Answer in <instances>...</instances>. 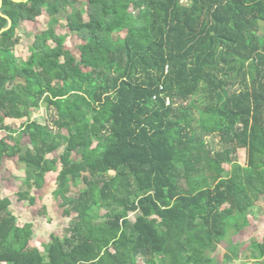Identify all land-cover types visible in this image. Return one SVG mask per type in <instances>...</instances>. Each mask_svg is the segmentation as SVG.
Returning <instances> with one entry per match:
<instances>
[{"label":"trees","instance_id":"1","mask_svg":"<svg viewBox=\"0 0 264 264\" xmlns=\"http://www.w3.org/2000/svg\"><path fill=\"white\" fill-rule=\"evenodd\" d=\"M48 3L3 0L0 166L25 165L31 211L56 173L71 224L42 252L0 190V264H212L228 220L250 226L264 198V0H54L79 5L65 19L78 53L39 25ZM21 21L41 28L26 60ZM42 102L58 132L30 119Z\"/></svg>","mask_w":264,"mask_h":264},{"label":"rangeland","instance_id":"2","mask_svg":"<svg viewBox=\"0 0 264 264\" xmlns=\"http://www.w3.org/2000/svg\"><path fill=\"white\" fill-rule=\"evenodd\" d=\"M85 2L86 0H82V3ZM76 8H79V5H60L58 14L54 13L52 8V10L48 11V13L39 20V25L41 23L43 27H48L55 23L58 28V34L64 38L68 35L67 45H70L71 49L75 51V53H78L75 35L70 34L65 25V19ZM52 16L55 17L53 20ZM40 29L39 26L34 25L35 32L40 31ZM35 32H33L32 36H30L29 32V37L25 39L23 44L19 47V49H22L19 52L20 58L25 59L30 53L29 46L34 40ZM54 116L55 110H48L47 104L42 102L39 108L30 116V119L40 124H48L52 131L58 132L55 126ZM17 137L18 134L14 136V139H17ZM206 141L208 142V148L213 153L222 151L225 148L224 144L217 136L207 137ZM62 152L63 148L58 151V155ZM237 159L240 164L245 165L246 151L244 149L239 150ZM17 165H19L20 169L16 167L17 171L14 180H20L16 183L13 182L16 187L9 189H6L8 184L3 183V194L16 192L19 188L23 189V184L21 185V183H23L25 178V173L23 171L25 165L20 162H18ZM225 167L228 170L231 169L230 165H225ZM2 176L4 177V174ZM56 176V173H50L48 181L43 189L38 190L34 188L33 194L42 196V201H38V208L36 210L30 212L27 207H24L17 212L19 224L32 223L34 225L33 244L40 248L42 252H46V244L51 241L53 236L64 237L67 234L68 226L71 224V220L64 215V208L61 205L62 201L54 195V191L57 187ZM83 188L84 185L79 184L77 189ZM43 204L47 206L45 210L41 208ZM105 213L106 211H102V214ZM137 216L138 213H132L130 219L135 221ZM248 216L250 221V226L248 227H245L246 217L244 216H234L228 220L226 235L223 242L219 244L216 252L213 253L212 258L214 262L212 264H264V257L260 256V249L256 246L257 244L264 243V198L257 203L256 207L250 211ZM236 226H242V230L237 229ZM138 258L140 264H146L144 255H139Z\"/></svg>","mask_w":264,"mask_h":264},{"label":"crops","instance_id":"3","mask_svg":"<svg viewBox=\"0 0 264 264\" xmlns=\"http://www.w3.org/2000/svg\"><path fill=\"white\" fill-rule=\"evenodd\" d=\"M13 1H15L17 3H21L23 1L25 2V0H20L21 2H18L19 0H13ZM0 3L3 5V0H0ZM53 3H54V0H49L48 7L46 8L44 15H42V17H40V20H41V18H43L48 13V11L52 10L50 5H52ZM1 12H2V8H1ZM2 14H3V12H2ZM3 16L8 19L9 24H8V27L5 29L9 30L12 27V20L4 14H3ZM54 18L55 17L52 16V20ZM40 31H41V29H40ZM29 32H30V36H32L33 32H35L34 31V23L30 22V21H21L19 24L18 33L22 38V44L25 41V39H27L29 37V35H28ZM21 45H19L14 52V54L17 57H19V52H20V50H22V49H19V47ZM22 60H24V59H22ZM25 60H26V58H25ZM7 134H8L7 131L0 132V139L2 137H5ZM15 135L16 134H14V136ZM16 163L18 164V161H16V160H5V162L2 164V166H0V190H1L2 198H10L12 200L13 204H12L11 209L14 212V215H16V217H18L17 212H19V210L21 208L27 207L28 210L31 212V210L29 208L30 205H29L28 200L22 199L21 194H20L23 190H25L24 186H23V189L19 188V189H17L16 192H12V193L10 192V193L3 194V190H2L4 188L2 186L3 183L8 184L6 189H9L12 187H16V185L13 182L16 183L17 181L20 180V179H16L17 181L14 180V176L16 175V171H17L16 167L19 168V165H17ZM24 170H25V167H24ZM24 173H25V171H24ZM3 174H4V177L2 176ZM24 182H25V178H24L23 183H21V185L24 184ZM33 191H34V189L30 192L31 196H34ZM7 192H9V191H7ZM21 225H24V223Z\"/></svg>","mask_w":264,"mask_h":264},{"label":"water","instance_id":"4","mask_svg":"<svg viewBox=\"0 0 264 264\" xmlns=\"http://www.w3.org/2000/svg\"><path fill=\"white\" fill-rule=\"evenodd\" d=\"M27 1H29V0H25V2H27ZM18 2H21V1L19 0ZM1 8H2V4L0 3V15H3L1 12ZM5 31H7V29L2 30V33Z\"/></svg>","mask_w":264,"mask_h":264},{"label":"built area","instance_id":"5","mask_svg":"<svg viewBox=\"0 0 264 264\" xmlns=\"http://www.w3.org/2000/svg\"><path fill=\"white\" fill-rule=\"evenodd\" d=\"M166 104L170 105V99H166Z\"/></svg>","mask_w":264,"mask_h":264}]
</instances>
